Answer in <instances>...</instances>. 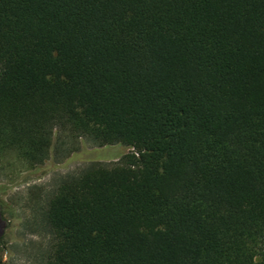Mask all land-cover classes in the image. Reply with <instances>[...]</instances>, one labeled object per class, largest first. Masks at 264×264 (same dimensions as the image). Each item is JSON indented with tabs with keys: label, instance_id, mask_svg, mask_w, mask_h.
<instances>
[{
	"label": "trees",
	"instance_id": "16d2710c",
	"mask_svg": "<svg viewBox=\"0 0 264 264\" xmlns=\"http://www.w3.org/2000/svg\"><path fill=\"white\" fill-rule=\"evenodd\" d=\"M54 130L129 151L80 153L44 264H264V0H0V168Z\"/></svg>",
	"mask_w": 264,
	"mask_h": 264
},
{
	"label": "rangeland",
	"instance_id": "374dc122",
	"mask_svg": "<svg viewBox=\"0 0 264 264\" xmlns=\"http://www.w3.org/2000/svg\"><path fill=\"white\" fill-rule=\"evenodd\" d=\"M73 143L54 130L52 149L44 163L31 168L12 155L6 157L0 168V264H44L52 237L43 213L60 183L90 163L80 153L104 151L99 162L110 165L129 151L120 145L98 147L87 138Z\"/></svg>",
	"mask_w": 264,
	"mask_h": 264
}]
</instances>
